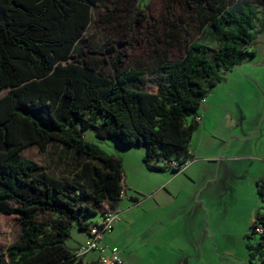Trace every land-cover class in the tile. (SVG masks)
Instances as JSON below:
<instances>
[{
  "label": "trees",
  "instance_id": "obj_1",
  "mask_svg": "<svg viewBox=\"0 0 264 264\" xmlns=\"http://www.w3.org/2000/svg\"><path fill=\"white\" fill-rule=\"evenodd\" d=\"M100 0H0V214L16 217L21 235L0 252V264H85L66 241L73 226L83 233L105 203L123 192L122 159L83 135L143 148L150 171L155 163L190 158L198 111L226 72L254 57L256 25L248 4L235 0H187L199 7L210 44L190 45L179 61H160L154 91L145 72L103 74L97 62L72 59L75 45ZM137 85L138 88L132 87ZM62 144L83 161L77 178L57 177L22 151L45 152ZM154 163V164H153ZM178 172L176 169H172ZM87 178L84 184L80 177ZM258 184L264 264V188ZM87 264H99L93 261Z\"/></svg>",
  "mask_w": 264,
  "mask_h": 264
},
{
  "label": "rangeland",
  "instance_id": "obj_2",
  "mask_svg": "<svg viewBox=\"0 0 264 264\" xmlns=\"http://www.w3.org/2000/svg\"><path fill=\"white\" fill-rule=\"evenodd\" d=\"M242 4L250 6L255 20V56L235 67L224 82L209 92L207 99L211 96H235L233 101L224 98L220 103L224 106L221 111L219 109L224 132L226 134L236 128L235 124L242 118L237 106L243 104L244 112L248 114L244 129L250 134L242 142L229 143L225 138L222 140V136H217V141H214L219 147L218 158L222 160L217 161L221 169L212 172L215 181L210 187L208 210L203 215L202 225L199 229L194 226L189 237L192 238L189 243L193 255L190 264L262 262L261 238L253 232V223L257 214L262 213L256 179L264 173V163L256 157H264V101L259 102L260 106L263 105L262 113L251 112L250 107L255 110L254 101H248L244 96H264V0H235L233 3ZM200 10L187 0H100L91 8L90 24L75 45L71 61L97 62L98 69L109 76L114 73L115 62L118 64L117 73L132 69L143 71L146 76L144 88L154 91L159 81L157 71L161 60H181L186 49L196 42L212 45L205 37L207 29L200 24ZM132 87L138 88L137 85ZM7 92L8 89L0 91V97ZM203 103L200 109L202 117L211 107L207 101ZM83 137L107 154L127 159L128 162L138 157L133 148H126L116 141L99 140L92 131H87ZM227 144L228 151L222 153ZM22 155L44 166L50 174L69 179L77 178L80 165L84 163L76 159L75 152L56 142L50 144L45 152L38 146H32L23 150ZM231 155L242 159L230 161L228 158ZM158 167L163 165L158 164ZM126 170L128 179H133V171L128 166ZM140 170V174L161 176L148 171L144 163L140 165ZM167 171L171 172V168L168 167ZM262 177L260 187L264 188ZM80 179L87 184L86 177ZM143 195L147 197L149 194ZM100 218L94 217L97 221ZM21 233L22 228L16 217L0 214V252L5 251ZM86 240V233L73 226L66 245L77 252ZM121 240L116 227L113 234L104 237L100 246L120 250ZM133 245L136 249L139 243L134 242ZM99 259V251H91L83 256L85 263ZM136 264L149 263L142 258Z\"/></svg>",
  "mask_w": 264,
  "mask_h": 264
},
{
  "label": "crops",
  "instance_id": "obj_3",
  "mask_svg": "<svg viewBox=\"0 0 264 264\" xmlns=\"http://www.w3.org/2000/svg\"><path fill=\"white\" fill-rule=\"evenodd\" d=\"M234 68L225 73L222 82ZM207 97L205 101L211 107L206 109L203 117L200 110L198 111L199 126L190 142V158L184 170L174 172L171 168V172H168V166H163L159 167L163 168L162 171H150L147 168L151 173L161 176L140 174L142 172L140 165L144 163L147 167L146 152L143 148H133V151H136L134 154L138 157L131 162L121 158L123 162L121 199L117 203L103 204V209L107 213L119 215L110 234H113L117 227L118 237L122 238L120 242L122 248L120 247L119 251L123 264H136L142 258L149 264H190L192 261L193 255L189 243L192 238L189 237L194 226L199 229L202 225L203 215L208 210L210 187L215 181L212 179V172L221 169L217 159L219 161L222 159L218 158L219 147L214 141H217V136H222V140L225 138L229 143L242 142L250 134L244 129L248 114L244 112L243 104L237 106L242 118L235 124L236 128L226 134L224 132V123L219 118V109L221 111L224 106L220 103L224 98L233 101L235 96H211L210 99ZM244 97L248 101H254L255 110L250 107L249 111L262 113L263 105L260 106L259 102L264 101V96ZM196 135H199V138H196ZM226 151L228 144L223 148L222 153ZM256 158L264 163V157ZM228 159L240 161L242 157L231 155ZM155 165L158 167V164ZM127 166L134 173L131 180L128 179ZM262 174L258 178L255 175L257 190L264 176ZM143 194L149 195L145 197ZM102 217L98 221L92 218L89 222H99ZM86 235L88 239V234ZM134 242L139 243L136 249Z\"/></svg>",
  "mask_w": 264,
  "mask_h": 264
},
{
  "label": "built area",
  "instance_id": "obj_4",
  "mask_svg": "<svg viewBox=\"0 0 264 264\" xmlns=\"http://www.w3.org/2000/svg\"><path fill=\"white\" fill-rule=\"evenodd\" d=\"M197 120L200 121V118H197ZM156 164H162L163 166H168L172 169L181 171L188 165V162L183 165H179L176 161H160ZM118 217L119 215L117 213H106L99 222L92 224L89 227L88 239L85 243L80 245L78 251L76 252V256L83 257L91 251H99V264H123V260L120 257V251L118 249L114 248L112 250H108L100 246L104 237L113 231L115 223L118 221ZM255 231L258 234H262L263 232L260 227L256 228Z\"/></svg>",
  "mask_w": 264,
  "mask_h": 264
}]
</instances>
